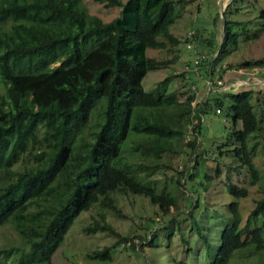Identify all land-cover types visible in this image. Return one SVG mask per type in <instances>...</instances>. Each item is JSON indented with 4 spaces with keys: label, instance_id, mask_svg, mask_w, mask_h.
Masks as SVG:
<instances>
[{
    "label": "trees",
    "instance_id": "1",
    "mask_svg": "<svg viewBox=\"0 0 264 264\" xmlns=\"http://www.w3.org/2000/svg\"><path fill=\"white\" fill-rule=\"evenodd\" d=\"M93 1L119 8L118 15L103 21L84 0H0V227L9 225L27 247L0 248V257L17 250L13 264H53L77 218L93 207L97 213L83 231L117 238L88 254L98 262L111 261V251L129 241L139 240L141 256L166 248L172 235L166 225L182 216L205 264H229L245 250L264 252V197L243 223L239 200L248 190L227 183L218 192L205 165L212 157L197 152L201 118L211 110L220 114L227 98L228 136L214 159L226 156L230 167L245 169L251 185L258 184L255 146L248 145L263 129L254 113L257 87L226 94L217 81L230 70L252 69L264 79V59L222 64L241 40L256 41L264 31V0H229L219 42L214 19L209 30L191 28L196 50L206 57L199 73L212 83L202 98L188 76H200L194 72L184 71L181 87L172 91L160 89L164 80L155 91L142 85L150 71L174 68L172 59L146 51L178 48L170 27L182 15L181 0ZM256 105L264 125V102ZM180 145L189 164L174 170L173 187L160 186L154 177ZM187 180L197 191L179 197L174 188L184 192ZM126 197L153 211L139 215L143 233L121 235L107 219L106 212L126 216L120 205ZM210 222L219 224L217 250ZM165 254L163 264H188Z\"/></svg>",
    "mask_w": 264,
    "mask_h": 264
},
{
    "label": "rangeland",
    "instance_id": "2",
    "mask_svg": "<svg viewBox=\"0 0 264 264\" xmlns=\"http://www.w3.org/2000/svg\"><path fill=\"white\" fill-rule=\"evenodd\" d=\"M221 2L222 0L180 1L182 15L177 18V20L170 27L171 33L180 40L178 48L175 47L167 50L148 49L146 51V55L148 57H152L157 60L172 59L171 64L174 68L171 70V73L168 70L150 71L142 81L143 88L146 92L155 91L156 86L162 80H164V83L160 85V89L164 91H172L181 87L180 80L183 79V76L184 78L186 77L184 75L185 67L190 64L191 60V51L186 48L184 40L187 31L192 27L195 29L209 30L212 27L211 20L214 19L215 39L218 42L221 40L223 34V24L221 26L222 21L220 18ZM228 2L229 0H223L225 6ZM84 3L92 15L98 16L103 21H110L119 13V8L104 7V5L96 3L93 0H84ZM258 59H264V31L261 33L260 37L256 39V41L241 40V44L238 46L236 51L226 53L222 59V64H236L244 60L255 61ZM218 64L221 65V61H219ZM257 69L259 70L260 68ZM236 71L237 70L232 71L234 73H232L230 77L236 76L235 73L240 75ZM225 73L226 71L223 76ZM198 75H200L199 70ZM188 76L196 86L195 92L198 94V97L203 96L209 89L212 88L211 83H206L202 74L195 77L193 74L188 73ZM229 78L226 77L223 81H221V84H216L217 86H220L221 90H226V94L239 91L240 89H245L247 84L246 82H250V84L257 87L256 96L259 100L254 101V113L259 117L260 122L262 123L261 127L263 129L256 137L255 135H250L248 145L249 147L255 146L253 160L260 172L258 184L251 185L249 176L245 169L235 171V169L230 167L226 156L222 157L224 160H222L221 163H218L214 159V154H218L216 150L217 147L221 144H225L228 136L229 120L227 114V98L223 99L224 106L220 114H216L214 110H211L201 118L200 133L197 135L199 136L197 152L206 151L207 156L212 157L211 159L206 160L205 165L212 168L210 171L214 175L218 192L219 190H222L224 185L227 183H232L237 187H245L248 190L247 197L239 200V211L242 215L243 223H245V220L250 210L255 206L256 201L264 197V140H261L259 137L264 136V125L262 122L263 119H261V114L256 105L259 102H264V79L261 78L258 73H255L254 69L247 72L244 80L242 78ZM1 90L2 86H0V91ZM193 136L195 137L196 135L193 134ZM179 148V154L165 156L163 169L158 170L155 175L154 178L160 186L166 184L169 187H173L172 177L175 175L174 170H182L186 164H189V158L191 157L188 156L189 151L186 147L181 145ZM216 166L219 167V172L215 171ZM184 187V192L175 187V194L181 197L183 194L187 196L194 194V192L197 191V187L193 186L192 182L188 180L185 182ZM217 199L219 200V197H217ZM133 200L134 198L132 197L121 199L120 205L122 206L123 213L126 215L125 217H117L112 213L106 212L108 221L121 235H134L137 232L143 233V228L139 226V215L142 213L145 215L153 214V211L147 202H144L143 204L140 202L139 198H135V200ZM96 213L97 209L93 207L91 210L82 213L77 218L64 241L52 256L53 264H163V260L160 256L164 255L166 252L177 260H185L188 264H205V260L202 259L201 255L203 252L202 245L200 241L195 240V233L191 231V229L189 230L190 222H188L183 216L179 218V224L172 223L166 225L168 226V230L172 232L170 241L166 248L161 247L160 250L151 249L145 256H141L139 253H136V250H138L139 240H135L134 242L129 241L116 246L111 251V261L109 262H98L90 259L88 254H90L93 250H100L104 246H111L117 241V238L107 233L96 232L89 234L88 232L83 231L92 223V219ZM128 216H133V219H135L136 222L131 220ZM153 216L155 217V215ZM156 218L158 219L157 216ZM218 225L219 224L216 223L212 225V222H210L207 227L210 231L217 230L215 231V250H217L218 247ZM164 233L165 231L163 230L158 232L161 240L165 239ZM164 242H167V240ZM11 245L21 246L22 242L9 225L0 227V248H6ZM22 247L24 250L27 249L24 245H22ZM19 252L20 251L14 250L8 254L6 258L0 257V264H13L17 262ZM229 264H264V252L245 250L236 254Z\"/></svg>",
    "mask_w": 264,
    "mask_h": 264
},
{
    "label": "built area",
    "instance_id": "3",
    "mask_svg": "<svg viewBox=\"0 0 264 264\" xmlns=\"http://www.w3.org/2000/svg\"><path fill=\"white\" fill-rule=\"evenodd\" d=\"M193 34H194V30L190 29L187 31L186 36H185V40L187 41L186 48L191 51V61H190V64L185 67V71L194 72V73L198 74L199 65L205 60L206 57L204 55L200 54L196 50L195 45L192 42ZM223 80H224V78H221L217 81V83L221 84V81H223ZM211 85H212V83H211Z\"/></svg>",
    "mask_w": 264,
    "mask_h": 264
},
{
    "label": "crops",
    "instance_id": "4",
    "mask_svg": "<svg viewBox=\"0 0 264 264\" xmlns=\"http://www.w3.org/2000/svg\"><path fill=\"white\" fill-rule=\"evenodd\" d=\"M233 71H235V70H233ZM236 72H238L240 75H238L237 73H235L236 74V76H232V77H230V75L232 74V73H234V72H232V71H230L228 74H226L225 75V77H224V79L226 78V77H230L229 79H240V78H242L243 80L245 79L244 77L246 76V74L247 73H245V71H243V70H237ZM229 75V76H228ZM247 84H250V82L248 83V82H246Z\"/></svg>",
    "mask_w": 264,
    "mask_h": 264
},
{
    "label": "water",
    "instance_id": "5",
    "mask_svg": "<svg viewBox=\"0 0 264 264\" xmlns=\"http://www.w3.org/2000/svg\"><path fill=\"white\" fill-rule=\"evenodd\" d=\"M224 8H225V5L223 3V0L221 2V11H220V18H221V21H222V24H223V29H224Z\"/></svg>",
    "mask_w": 264,
    "mask_h": 264
}]
</instances>
